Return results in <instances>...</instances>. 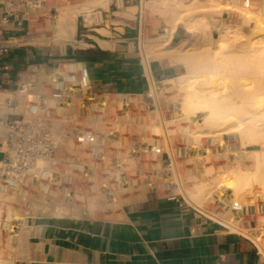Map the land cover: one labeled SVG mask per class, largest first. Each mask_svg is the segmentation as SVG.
Returning <instances> with one entry per match:
<instances>
[{"label":"rangeland","instance_id":"obj_1","mask_svg":"<svg viewBox=\"0 0 264 264\" xmlns=\"http://www.w3.org/2000/svg\"><path fill=\"white\" fill-rule=\"evenodd\" d=\"M93 1L62 0L60 4L75 2L81 7H87ZM244 3L249 5L244 6ZM222 4L237 5L241 11L242 8L247 9L251 17L246 21L241 14L224 10L225 6ZM215 5L217 6L214 7ZM106 6L99 5V8L93 10L90 15L80 14L79 28L81 29L84 25L90 26L94 22L92 14ZM216 8H222L221 14L213 11ZM141 14V53L147 61L155 59L168 63L167 58L162 55L166 53L165 48H173V46H179L180 52L185 53L200 52L205 49L212 53L215 48L214 40L220 37L225 30L224 27L229 23L239 25L240 30L245 34L242 39L246 42L239 47L240 51L244 50L250 41L264 35V0H142ZM173 25L179 33L178 39L166 46L160 45L162 31H168ZM187 25L195 31L194 36L186 32ZM79 33L74 36L76 40H80ZM72 46L77 49L74 45ZM188 48L190 50L183 51ZM174 66L180 69L177 75L163 81H154L153 87L151 84V89L144 95L127 98L132 102L134 110L124 116L117 113V109L124 102L123 97L94 94L88 91V96L93 95L106 105L102 120L91 117L87 121V127H91L93 132L98 133V142L104 145L102 159L96 163L97 159L92 149L88 148L86 151L81 146H75L70 139H65L61 143L58 156L64 160L71 154L74 159H83L87 164L88 179L82 176V172L75 171L74 166L60 163L58 169L60 175L54 182L49 183L47 190L49 198L43 205L40 199L42 195L40 187H30L26 194L22 193L21 196L9 190L0 192V264L3 260L13 261L16 257L17 236L15 237V234L18 222L26 216L55 215L50 211L47 203L49 200L60 203L63 189L68 186L77 187L87 196L91 194V187H97L104 189L107 197L101 209L96 208L95 212L91 213L83 211L72 217L109 218L138 193L148 189H157L163 194L179 195L188 202L187 188L201 176H204L205 181L214 179L219 182L217 183L219 187L216 184V192H222L226 186L233 190L239 184L241 185L242 190L236 198L234 195L232 198L245 206L248 211L236 218L237 221L230 214L229 209H221V205H225L227 199L216 198L213 196L214 193L202 199V205L188 203L194 207L210 209V211L215 208L220 209L221 216H219L224 223L229 225L232 231L251 240L264 261V195L261 193L263 185L256 178L258 162L262 155L253 153L260 150V147L249 145L244 141L239 133L243 131V124L240 125L238 120L226 125L224 130L228 126L239 125L240 131L238 129L236 132L217 136L214 141L202 136L198 139L199 143H195L194 135L197 134V130H204L205 126L202 118H199L198 123L190 121L194 116L193 111L182 113L183 110H180L184 91L178 76L185 74L186 67L181 63ZM226 73L228 72L221 71L219 74L223 77ZM232 74L236 75V82L250 83L251 79L246 78L252 76L250 73L244 75L241 69H237ZM223 78L215 77L214 83L198 81L197 87L200 89L224 87L229 90L230 80ZM211 130L214 129L211 128ZM217 131L222 132V130ZM154 143L161 149L159 153L146 149L148 145H154ZM68 149L72 151L69 152ZM194 150L200 155L195 157ZM169 160H174L171 162L173 174L168 173L166 165L170 164ZM69 171L73 172L72 175L74 174L75 179L72 183L65 179ZM207 171L211 172L207 174ZM168 174L171 178L175 177L171 179L173 184L164 182ZM243 177H249V181H245ZM72 200L74 201L72 204L78 206L88 205L79 198ZM36 201H40L41 204L33 208L31 202ZM226 203L228 205L229 202ZM252 228L260 233L259 241H255L251 235Z\"/></svg>","mask_w":264,"mask_h":264},{"label":"crops","instance_id":"obj_2","mask_svg":"<svg viewBox=\"0 0 264 264\" xmlns=\"http://www.w3.org/2000/svg\"><path fill=\"white\" fill-rule=\"evenodd\" d=\"M142 0H111L92 14L84 48L56 41V23L0 24V91L45 77L88 54L87 91L120 97L144 95L152 82L180 69L141 53ZM81 16V15H80ZM84 21V19H83ZM107 32V33H104ZM174 31L171 42L178 39ZM6 38L10 47L2 50ZM5 107L0 116L11 117ZM0 126V159L3 158ZM12 264H264L255 244L220 221L206 218L183 197L148 189L109 218L26 216L18 222Z\"/></svg>","mask_w":264,"mask_h":264},{"label":"bare ground","instance_id":"obj_3","mask_svg":"<svg viewBox=\"0 0 264 264\" xmlns=\"http://www.w3.org/2000/svg\"><path fill=\"white\" fill-rule=\"evenodd\" d=\"M111 0H94L93 3L87 7H81L75 2L69 4H61L57 6V14L54 16V23H56V41H60L63 46L66 42L74 45L77 48H84L87 46L81 40H76L74 38L75 26L77 17L81 15H90L93 10L99 8L98 6H106ZM225 7L224 10H232L238 14H241L244 19H249L251 17L249 10L243 9L242 11L239 6H228V4H222ZM245 4L244 6H248ZM215 5L214 7H216ZM222 8H216L213 11H218L221 14ZM224 32L214 40V52L210 53L207 49L200 52H180L179 46H173V48H165L166 53L162 57L167 58V61L171 65L178 63L183 64L186 67L185 74L178 76L180 79V86L184 91L182 96V101L180 103L182 113L185 111H193L194 116L190 119L191 122L198 123L199 118H202L204 130H197V134L194 135V142L199 143V138L205 136L210 141H214L215 137L223 136L228 133H233L240 131L239 125L228 126L226 130V125L234 121H239L240 125L243 124V131L239 132L240 136L244 139L247 144L257 145L260 150H256L253 153L256 155L261 154L262 158L258 162V168L256 173V178L261 181L263 185V190L261 191L264 195V35L258 37L254 41H250L248 46L244 50H239L246 41H243L242 37L245 34L240 30V26L234 23H229L224 27ZM175 31V25H173L168 31L163 30L160 35L161 40L160 45L166 46L171 42L172 35ZM187 33L194 36L190 25H187ZM248 40V39H247ZM183 44V43H181ZM180 44V45H181ZM207 47V46H204ZM190 48L183 50L187 51ZM241 69L246 75L250 73L251 77H246L250 80V83H239L236 82V75L232 74L235 70ZM228 72L223 74L230 80V89L211 87L207 89H200L197 87V82L202 83H214L216 82L215 77L223 78L219 73ZM224 79V78H223ZM152 82V87H153ZM6 92L0 93V100L5 98ZM8 96V95H7ZM186 118V117H185ZM213 128L214 130H211ZM217 130H222L217 131ZM196 133V132H195ZM198 141V142H197ZM221 145V143H219ZM158 146L148 145L146 147L149 151H160ZM207 151V150H205ZM204 151V152H205ZM194 156L200 155L196 150H194ZM206 153V152H205ZM200 159V158H199ZM170 164L166 165L168 167V173L173 174L172 163L174 160H169ZM211 171H207L209 174ZM167 175V179L164 182L167 184H173L170 175ZM66 181L72 183L74 181V175L66 174ZM200 176V175H199ZM58 176L55 177L57 179ZM179 178V177H178ZM242 178V177H241ZM249 177L243 179L248 180ZM241 180V179H240ZM219 182L211 179L205 181L204 176H201L195 183H192L191 187L187 188L188 202L192 204L202 205L203 200L207 198V195L214 193L216 198H225L226 202L234 201L237 194L242 190L239 184L235 189L231 190L229 186L222 189V192H216L217 186L219 187ZM217 184V186H216ZM221 185V184H220ZM42 195L41 201L42 205L45 203L48 197V191L46 186L41 188ZM231 190V191H230ZM91 194L86 195L84 191L77 189V187L68 186L63 189L62 200L60 203H54L49 200L47 205L50 207V211L55 215H77L80 212H95V209H101L107 197L104 193V189H99L97 187L90 188ZM225 196V197H222ZM23 198V197H22ZM73 198H79L83 202H87L88 205H76L72 204ZM225 199V200H226ZM72 201V202H71ZM225 202V204H227ZM33 208L35 205H40V201L31 202ZM251 209V208H250ZM244 211L247 212V208L244 206ZM233 218L241 216L240 212L229 211ZM231 221V219H230ZM227 221L229 224L232 222ZM234 226V225H232ZM250 231L253 235L255 241H259V232L254 228ZM17 233L15 234V237ZM1 264H12V260H3Z\"/></svg>","mask_w":264,"mask_h":264},{"label":"built area","instance_id":"obj_4","mask_svg":"<svg viewBox=\"0 0 264 264\" xmlns=\"http://www.w3.org/2000/svg\"><path fill=\"white\" fill-rule=\"evenodd\" d=\"M61 1L0 0V24L25 26L27 29L29 23L34 21L53 23ZM79 32V38L83 40L85 32ZM10 39L6 38L2 50L10 47ZM45 73L44 78L19 81L16 88L0 100V108L5 107L11 115L0 116V126L4 129L1 142L3 158L0 159L1 193L9 190L21 196L30 187L43 186L48 190L49 183L60 175V163L74 166L75 171L82 172V176L88 179L87 164L83 159H74L71 154L64 160L58 156L65 139H70L75 146H81L86 151L92 149L96 163L102 159L104 145L98 142V133L87 127V121L91 117L102 120L106 105L95 96H88L84 61H72L64 68H55ZM127 98H122L124 102L117 109L120 116L134 110L132 102ZM72 173L69 171L67 175ZM185 202L206 218L224 223L220 209L210 211ZM221 207L240 212L241 215L245 213L244 206L237 201L222 204ZM227 227L230 228L229 225Z\"/></svg>","mask_w":264,"mask_h":264},{"label":"trees","instance_id":"obj_5","mask_svg":"<svg viewBox=\"0 0 264 264\" xmlns=\"http://www.w3.org/2000/svg\"><path fill=\"white\" fill-rule=\"evenodd\" d=\"M79 58L81 60L89 61L91 57L88 54H84V55L79 56Z\"/></svg>","mask_w":264,"mask_h":264}]
</instances>
